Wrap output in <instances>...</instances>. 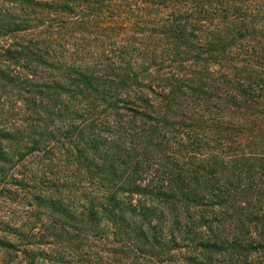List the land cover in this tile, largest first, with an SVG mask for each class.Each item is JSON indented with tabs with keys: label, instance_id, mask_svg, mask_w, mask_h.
Here are the masks:
<instances>
[{
	"label": "trees",
	"instance_id": "16d2710c",
	"mask_svg": "<svg viewBox=\"0 0 264 264\" xmlns=\"http://www.w3.org/2000/svg\"><path fill=\"white\" fill-rule=\"evenodd\" d=\"M0 2L13 7L1 18L2 31L9 27L3 36L10 42L1 48L0 60L5 68L12 63L17 67L0 70L3 167L24 157L26 150L41 157L49 154L51 165L41 177L31 172L32 182H60L53 169L60 170L64 158L75 155L78 136L60 140L58 129L49 130V122L41 121L60 111L66 123L62 130L72 129L79 108L73 113L69 105L97 93L92 99L109 106L113 134L126 122L118 105L122 99L136 105L128 111L142 124L135 130L127 120L126 130L132 131L130 139L142 140L143 148L119 187L139 196V205L132 200L130 204L143 206L152 232L147 237L157 238L158 227L150 216L155 205L177 200L194 213L180 228L205 234V252L224 249L225 255L235 254L259 245L258 252L264 253V0ZM81 27L109 31L110 42L123 45L132 58L109 59V84H96L107 70L103 64H82L75 56ZM46 86L50 96L33 91ZM13 96L23 100L15 111L8 109ZM46 137L48 144L42 146ZM115 153L110 160L114 176L119 156ZM22 161L11 167L22 166ZM42 202L58 207L53 200ZM116 202L113 197L111 203Z\"/></svg>",
	"mask_w": 264,
	"mask_h": 264
},
{
	"label": "rangeland",
	"instance_id": "374dc122",
	"mask_svg": "<svg viewBox=\"0 0 264 264\" xmlns=\"http://www.w3.org/2000/svg\"><path fill=\"white\" fill-rule=\"evenodd\" d=\"M12 9L11 4L0 2V24L3 15ZM8 28L2 31L0 27V52L1 48L10 42L3 36ZM77 35L80 39L75 53L78 60L90 66L103 64L104 69H107L96 84H109V59L118 57L120 58L118 61L123 62L132 59L131 56L125 55L123 45L116 46L110 42L112 35L105 29L85 30L81 27ZM75 56L72 53L67 55L72 61L76 60ZM3 63L4 61L0 60V70L6 68L10 71L17 70L13 63L6 68L2 66ZM23 66L26 64L23 63ZM41 68L45 70V67ZM96 70H100L99 67ZM33 91L38 94L43 92V96H50L52 90L46 86L41 91L37 87ZM92 94V97L97 96V93ZM25 96L29 98L30 94ZM31 96L35 97V95ZM92 97L86 100L80 97L77 103L69 105V111L73 113H75L74 107L79 108L78 119L72 129L67 127V131L62 130L66 123L61 118L60 111L53 117L41 121V125L49 122L48 126H51L49 130L58 129L56 136L60 140L78 136L77 143H74L78 149L73 153L75 154L73 157L68 156L72 160L65 157L63 164H60L61 169H53L54 176L62 179V182L57 180L58 188L54 191L51 190L57 181L52 184L44 179L41 181L42 184H39L33 183L31 179V172L36 173L35 177L43 175L49 164L51 165L49 163L51 155L44 154L41 157L37 152L32 154L26 150L21 154L24 157L14 158L9 165L3 167L0 163V173L2 168L6 173L5 176L0 174V264H236V262L262 264L264 262V253L258 252L259 245H253L251 251L239 252L243 254L241 256L238 252L225 255L222 251L224 249L205 252L201 244L206 240L205 234L201 231L197 232L196 229L184 233L185 228H180V224L188 222L194 213H188L186 206L181 205L177 200L172 201L170 203L172 205L163 202L155 205V211L150 216L158 227V232L157 238L150 240L147 235L152 232L149 233L146 227L148 224L143 217V206L134 207L139 205V196L130 195L126 191L127 188L119 187L121 180L131 175V167H135L134 162L138 158L136 154L143 148L142 140L134 137L130 139L133 135L130 133L132 131L126 130L127 120L132 121L131 126L135 130H138L137 128L142 124V121L132 120L133 115L128 111L136 105L127 104L120 99L118 105L123 106L122 112L125 114L126 122L123 127H117L111 134L109 106L106 107L107 105L102 102L97 103L95 101L97 99ZM16 99L17 96H13V103L8 105L11 111L16 107H23L22 98ZM129 139L131 145L126 151L125 142L128 143ZM45 141L42 146L48 144L47 137ZM27 142L29 144L30 141ZM3 144L9 146L8 149L15 150L16 146L12 147V143ZM115 151L119 156L116 164L118 171L114 176L111 174L110 160L113 154H116ZM131 156L135 158L131 160ZM21 159L22 166L11 167V164L15 162L18 164L17 161ZM179 165L184 166L183 163ZM143 167L140 164L137 168L142 170ZM25 176H28L29 180H26ZM113 197L119 200V203H111ZM42 200L45 202L53 200L58 204L57 208L63 206V209L49 208ZM131 200L134 206H131ZM140 227L142 232L139 230Z\"/></svg>",
	"mask_w": 264,
	"mask_h": 264
}]
</instances>
